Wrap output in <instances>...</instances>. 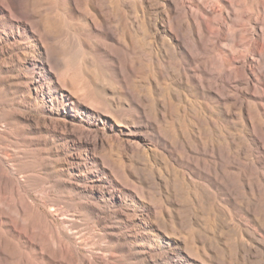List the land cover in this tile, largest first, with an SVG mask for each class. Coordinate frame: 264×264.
Masks as SVG:
<instances>
[{
	"label": "rangeland",
	"instance_id": "rangeland-1",
	"mask_svg": "<svg viewBox=\"0 0 264 264\" xmlns=\"http://www.w3.org/2000/svg\"><path fill=\"white\" fill-rule=\"evenodd\" d=\"M0 264H264V0H0Z\"/></svg>",
	"mask_w": 264,
	"mask_h": 264
},
{
	"label": "bare ground",
	"instance_id": "bare-ground-1",
	"mask_svg": "<svg viewBox=\"0 0 264 264\" xmlns=\"http://www.w3.org/2000/svg\"><path fill=\"white\" fill-rule=\"evenodd\" d=\"M35 17L37 18V25L39 24L41 28V31L37 30L38 37L44 43L43 51L51 63V68L55 71L57 82L60 83L63 90L68 92L76 104L87 106L102 116L110 118L117 127H121L125 123L121 115L124 112H128L127 115L133 119L140 118L143 114L140 102L134 106L130 105L125 110L122 104L116 105L109 101L105 92L107 73L94 62L89 61L81 48L77 59L71 61L67 57L69 52L66 47L60 44L59 37L46 33V14L38 13ZM49 41L55 45V52L53 53L48 50ZM153 112L155 111L153 110ZM195 250L192 249V251ZM200 256L198 253L195 255L199 258Z\"/></svg>",
	"mask_w": 264,
	"mask_h": 264
}]
</instances>
